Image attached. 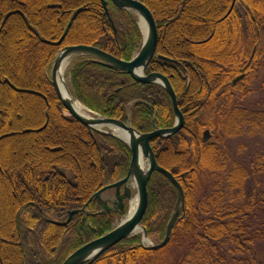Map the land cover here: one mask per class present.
<instances>
[{
    "label": "trees",
    "instance_id": "trees-1",
    "mask_svg": "<svg viewBox=\"0 0 264 264\" xmlns=\"http://www.w3.org/2000/svg\"><path fill=\"white\" fill-rule=\"evenodd\" d=\"M138 1L155 20L156 54L178 63L153 58L144 74L173 75L168 80L185 125L150 145L157 164L181 185L184 205L164 248L146 250L141 237L131 238L91 264H264V185L247 188L249 179L264 173V153L248 163L247 172L229 159L227 148L201 141L205 125L196 116L210 110L220 115L213 128L223 138L246 131L264 135V111L254 115L237 104L248 74L264 68V0H235L225 19L233 0ZM107 11L100 0H0V264H62L112 230L114 214H77L67 226L52 223L65 222L69 211L84 206L96 213L90 198L122 180L129 168L128 147L67 114L49 77L55 55L68 46L131 60L142 42L137 19L111 3ZM69 23L61 45H52ZM188 67H197L194 77L186 76ZM241 73L244 78L233 85ZM68 81L72 97L104 119L129 123L140 134L173 126L171 100L156 85L135 83L89 57L74 60ZM26 100L32 111L27 115L18 106ZM146 189L140 225L159 243L176 191L158 173Z\"/></svg>",
    "mask_w": 264,
    "mask_h": 264
},
{
    "label": "water",
    "instance_id": "water-1",
    "mask_svg": "<svg viewBox=\"0 0 264 264\" xmlns=\"http://www.w3.org/2000/svg\"><path fill=\"white\" fill-rule=\"evenodd\" d=\"M100 2L105 14L108 12V4L111 3L117 10L134 15L138 19V25L139 18L144 21L147 33L146 36H144L141 28L139 27L142 35V43L139 51L130 61L125 62L90 46L78 45L64 47L54 57L50 71V82L62 107L74 120L87 128L90 132L109 135L124 143L131 153V159L127 174L122 180L102 188L90 198L89 203H97L98 211L96 213L85 212L84 207L80 210L69 211L67 213V220L64 223H52L59 226H67L70 223L72 217L77 214H84L85 216L111 214L122 215L126 205L129 206L133 196H137L138 203L133 215L128 217L126 214L124 216L125 218L120 222L119 225L115 226L111 231L102 237L94 239L80 247L78 250L73 252L62 264H91L112 247L124 240L132 238L134 230L138 227L141 229L140 246L142 248L150 251H158L164 248L170 240L173 226L179 217L185 199L181 185L172 176V174L157 164L154 153L150 146L151 141L154 139H168L178 133L183 128L184 119L178 108L175 93L168 79L157 73H152L147 76H145L143 73L147 65L154 57L167 63H177L173 60L155 55L158 43V30L152 13L143 3L139 2L138 0H100ZM70 25L71 23H69L66 27L60 40L52 45H61ZM76 57H89L91 58L92 63L108 68L119 74L129 76L130 79L135 83H140L143 85H156L160 87L171 100L175 119L173 126L168 129L154 128V130L150 133L140 134L128 123L125 124L121 121L103 118L88 119L75 113L69 102L61 97L56 83V76L62 62ZM64 82L63 74V83ZM67 93L70 99L75 101L69 89H67ZM97 126H103L105 127V130L99 131L95 128ZM109 128H116L127 133L129 137L128 141L124 142L118 137L114 136L112 133L108 132L107 130H109ZM209 137V132H205L203 141L206 142ZM141 160L147 164L145 169L142 167ZM153 173H158L165 177L173 185L176 191L175 205L170 219L166 225L164 238L157 245H150V243H148L146 230L140 225L148 202L146 187Z\"/></svg>",
    "mask_w": 264,
    "mask_h": 264
},
{
    "label": "rangeland",
    "instance_id": "rangeland-1",
    "mask_svg": "<svg viewBox=\"0 0 264 264\" xmlns=\"http://www.w3.org/2000/svg\"><path fill=\"white\" fill-rule=\"evenodd\" d=\"M233 7H234V5H233ZM226 11L224 13V16H222V18H224V19L229 16L230 12L232 11V7H230V10H228L227 12ZM137 26H138V29L140 31V28H139L140 25H138V19H137ZM261 38L263 40V42H261V46H262L264 44V31H262V33H261ZM53 44H55V43H53ZM263 49L261 48V49H259V51L260 50L263 51ZM75 59L73 58V60L71 61V63L69 64L68 68L66 69V71L64 73V81L68 86H69L68 73H69L70 67H71V65ZM260 60H261L260 63H262V65H264V62H262V60H264V58H262V55H261ZM50 71H51V68H50ZM249 74L247 76L248 83L244 87V90H245L244 95L240 100H238L237 104L241 108L247 109L250 112H253L254 115H257L258 112L264 111V68H261V67L255 68L254 67L252 72ZM176 102H177V100H176ZM28 103H30V101L26 100V101H21L18 104L20 109L24 110L25 115H27L29 112H32L31 108H29L27 106V105H29ZM196 116L200 117V121H202L204 123L203 126L205 125L202 132H201V137H203L202 134L204 131H209L210 138L208 139L206 144L217 145L218 147H220L222 149L224 148L225 150L227 148L229 150L227 152L229 155V159L232 161L233 160L237 161L241 166H243L247 170V172L250 171L249 165L251 164V161L253 159H255L257 157V155L260 156L264 153V135L263 134H255V133L247 134L249 131H246L245 134L243 132H241L239 135H235V136L228 137V138H223V136H222L223 133L221 132L222 130H220V129L218 130L217 128H213L215 125H217L216 124L217 121H219L218 123H221V119H220L221 116L220 115H218L215 111L210 110L204 114L196 115ZM230 123L232 124V122H230ZM184 125H185V121H184ZM228 125H229V123H228ZM43 128H45V126L42 127L41 129H39L38 132H41L43 130ZM228 129H230V126H228ZM99 131H102V130H99ZM107 131L109 132V130H107ZM32 141L35 142L36 141L35 138H33ZM31 143L32 142H30L29 145H31ZM23 145H25V144H23ZM27 148H28V146H27ZM24 154L26 155V152H24ZM248 163H250V164H248ZM146 167H147V164H145V168ZM248 176H249V173H248ZM258 177L259 178H256V180L253 178L248 180V182H247L248 183V186H247L248 189L253 188L256 184L255 182H258L260 187L264 185V173L260 174V176L258 175ZM205 182H206V184L208 183V181H205ZM204 188L200 187V190L197 193L198 197L202 196V194H203L202 191ZM8 207H9L8 200L6 199V204H5V211L6 212H7ZM84 207H85V212H88V211H86V206H84ZM82 215H84V214H82ZM124 218L114 217L113 227L119 225L120 222ZM136 237H140V234L135 235L132 238H136ZM147 239L150 242V244H152V245L158 244V239L156 237H153L152 239H149L147 237ZM170 253L172 256L175 255V252H173L172 250L170 251ZM256 256H257V258H260L261 255L257 253ZM259 261L262 262V260H259Z\"/></svg>",
    "mask_w": 264,
    "mask_h": 264
},
{
    "label": "bare ground",
    "instance_id": "bare-ground-1",
    "mask_svg": "<svg viewBox=\"0 0 264 264\" xmlns=\"http://www.w3.org/2000/svg\"><path fill=\"white\" fill-rule=\"evenodd\" d=\"M139 25H140V28H141L143 35L146 36V33H147L146 25L141 18H139ZM71 61H72V58L67 59L66 61L62 62V64L60 65V69L57 72L56 83L58 86L59 93L64 100H67L69 102L71 108L73 109V111L75 113L79 114L80 116H82L84 118L93 119V116L90 114L88 109L84 108L77 101H73L72 99H70V97L67 93V89H69V86L65 82L63 83V74L65 73V71L68 68ZM95 128L98 130H105V127H103V126H97ZM109 132L124 142H127L129 139L127 133H125L119 129L109 128ZM141 164H142V167L145 169L144 161L141 160ZM137 203H138L137 196H133L131 201H130V204L128 206V210H127V216L128 217L133 215V213L135 212L136 207H137ZM140 233H141V229L138 227L134 230L132 235L135 236V235H138ZM148 243H150V242L148 241Z\"/></svg>",
    "mask_w": 264,
    "mask_h": 264
},
{
    "label": "flooded vegetation",
    "instance_id": "flooded-vegetation-1",
    "mask_svg": "<svg viewBox=\"0 0 264 264\" xmlns=\"http://www.w3.org/2000/svg\"><path fill=\"white\" fill-rule=\"evenodd\" d=\"M235 4V2L233 3V1H232V4H231V7H232V9H233V5ZM230 10V9H229ZM156 56H158L157 54H155ZM160 56V55H159ZM157 59V58H156ZM158 60V59H157ZM159 61H161V60H159ZM162 62H164V61H162ZM176 62V61H175ZM165 63H167V62H165ZM177 63V62H176ZM170 64H172V63H170ZM173 65H178V63L177 64H173ZM162 68V67H161ZM180 69H183L184 70V68L183 67H179ZM196 68L197 67H188V75H186V76H188V77H190V74L192 75V77H194L195 76V70H196ZM166 70H169L168 68H165ZM162 70V69H161ZM240 70L241 71H244L245 70V67H242V68H240ZM155 73H157V74H161V75H163L164 77H166L167 79H168V76H170V77H173V75H171V74H169L168 76L167 75H164L163 73H158V72H155ZM167 73H169V72H167ZM152 74V73H151ZM244 78V74L243 73H241V74H239L231 83L233 84V85H235V84H238L239 82H241L242 81V79ZM170 82V81H169ZM172 86V85H171ZM182 116H183V114H182ZM183 119H184V117H183ZM185 121V120H184ZM183 127H184V125H183ZM205 132V131H204ZM203 132V133H204ZM202 136H203V134H202ZM201 141H202V137H201Z\"/></svg>",
    "mask_w": 264,
    "mask_h": 264
}]
</instances>
